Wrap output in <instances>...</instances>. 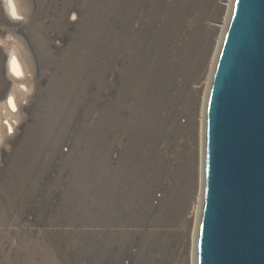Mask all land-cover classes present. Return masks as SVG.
Here are the masks:
<instances>
[{
    "label": "bare ground",
    "instance_id": "obj_1",
    "mask_svg": "<svg viewBox=\"0 0 264 264\" xmlns=\"http://www.w3.org/2000/svg\"><path fill=\"white\" fill-rule=\"evenodd\" d=\"M103 1H79V5L83 7L85 12L78 22L80 31L77 39L67 48L63 59L57 62L60 74L49 86L47 99L42 104L44 107L39 114V122L41 124V122H45L43 119L53 115L56 107L53 99L56 95L66 104L69 103L70 109L69 117L63 123V129L57 130L55 134L61 139L64 133H69L72 128L70 123L74 116L73 113L76 111H72V106L79 105L80 107L82 104V107L86 108L88 105L86 102L89 98L87 86L85 94L79 96L81 89L79 85L85 83L86 75L89 74L86 71L85 62L88 60L91 50L87 46V42H95L101 39V27L106 24L111 25L113 32L110 36L117 39V49L112 51L106 48L105 59L103 52L97 50L99 51L98 57H102V61L99 58L95 67L99 68V76L101 77L100 89L104 99V108L108 112L110 104L116 103L118 105L115 115L116 121L112 123V126L115 127L114 139L125 143L127 153L119 160L115 170H118L117 176H120V181L130 189V194L134 196L135 193L136 195L133 198L132 207H134L137 221L133 226L134 232H131L132 234H122V236L120 234H105L102 238L100 237L102 244L99 243L97 246L101 256L102 254L109 256L115 245L119 244L120 250L129 251L128 245L133 244L139 250L136 255L141 258L142 264H170L172 259L167 240L168 238L176 239L180 243L186 236L190 226V223L187 222V208L191 206L192 210H195L197 216L195 222L197 218L198 222L200 219L201 196L204 189L205 105L216 54L220 49L233 0H108L106 4ZM7 2L10 13L12 10L18 11V9L13 8L16 0H8ZM221 2L225 3V13H222ZM109 14L115 15L114 22L108 21L107 16ZM218 18L222 22L221 32L220 37L214 39L215 34L209 27V22L212 26V22ZM95 28H98L99 32L92 30ZM207 41L209 45L211 44L210 52H208ZM11 49V73L18 77V83H22L26 77L25 72H29L32 67L29 63L26 68L22 67L19 60L20 54L14 51V47ZM25 54L23 57L28 58V55ZM206 60L207 63L205 64ZM120 62L121 66L118 64ZM209 62L210 68L208 67ZM207 67L209 73H206ZM111 72L117 75L115 85L118 94L113 100L109 94L112 83L108 76ZM70 73H77L75 75L79 77V83L71 84L73 81ZM56 92L57 94H55ZM131 93H133L134 99L128 104L126 102H128V96ZM15 103L17 105V102ZM123 108L124 115L119 116L118 111ZM87 113L91 114L90 111L86 112L85 118L89 116ZM85 131L87 129L84 128L82 132ZM79 144L82 145V142ZM36 149L38 150V148ZM81 152L80 150L77 152L78 157H82ZM109 153V151L104 153L102 160L104 170L102 180L105 181L104 186L106 188L104 193L108 192L111 172L113 171L109 167L111 164ZM53 156H55L54 152L46 159L50 160ZM30 157L34 156L31 155ZM123 157L126 159V163L124 161L125 167L130 166L131 173L123 172ZM24 160L18 159L13 162V173L11 172L8 180L3 182V188H0L2 201L4 199L14 201L23 193L21 187L26 176L28 178V174L26 175L24 171L29 166L25 164L26 160ZM68 164L70 162L65 165L69 166ZM10 182L13 183L11 184V186L13 185L12 188L9 187ZM199 182L202 184L201 190ZM18 183L22 184L21 187L16 186ZM156 190H160L163 195L157 207L152 195ZM110 201V199L105 198V203H103L104 219L108 220L103 219V222L104 226L107 227L111 226L108 218L119 215L118 212L111 210ZM198 222L197 228L194 227L193 222V232L192 237H190L191 242L193 240L191 249L187 251L183 245L180 247V251H184L182 260L184 264L189 263L187 262L189 260L188 252L193 258L192 262L196 261L197 236L194 234L196 231L198 235ZM3 223L5 224V222ZM86 239L85 244H87L88 249L90 245L96 243L93 235L88 234ZM36 240L34 243L41 244L39 239ZM41 242L47 243V241ZM73 242L76 243V241ZM36 245L26 242L24 248L28 249V254H23L22 259L19 256L21 262L19 259L17 262L20 264H54L55 262L56 264L59 261L54 255L51 257L49 255L47 258L40 256L41 253L35 251Z\"/></svg>",
    "mask_w": 264,
    "mask_h": 264
},
{
    "label": "rangeland",
    "instance_id": "obj_2",
    "mask_svg": "<svg viewBox=\"0 0 264 264\" xmlns=\"http://www.w3.org/2000/svg\"><path fill=\"white\" fill-rule=\"evenodd\" d=\"M7 1L0 0V188H3L5 180H8L11 172L13 173V162L25 159V164L29 166L24 171L26 175L28 174V178L26 176L23 185L21 183L16 185L18 187L22 185L23 193L19 198L17 197L14 201L6 199V202L0 197V264H20L23 254H28V249L24 248L25 243L36 245L37 243H34L36 239V241L39 239L41 244L35 246V251L41 253L40 256L43 258L49 255L50 257L51 255L57 256L56 259L58 258L59 261L56 264H142L141 258L136 255L139 250L133 244L128 245L129 251L120 250L121 246L115 245L116 247L114 246L109 256L103 254L101 256L97 246L102 242L101 238L105 234H120L121 236L132 234L133 226L137 221L134 207H132L133 198L136 195L135 193L134 196L130 194V189L120 181V176H117L118 170H115L119 160L127 153L125 143L114 139L115 127L112 123L116 121L118 105L110 104L108 112L104 108V99L100 89L101 77L99 68L95 67L99 58L102 61V57H98L99 51L97 50L103 52L105 59L106 48L112 51L117 49V39L110 36L113 27L106 24L101 27V39L87 42L91 50L85 62L86 71L89 74L86 75L85 83L79 85L81 87L79 96L85 94L87 86L89 98L86 102L88 105L86 108L82 107V104L80 107L79 105L72 106V111L76 110L70 123L72 128L70 130L69 127V133H64L60 139L55 132L63 129V123L69 117V103L66 104L55 95L53 100L56 107L53 115L43 119L45 122L40 124L39 114L44 107L42 104L47 99L49 86L60 74L57 62L63 59L67 48L79 34L78 22L85 13L83 7L79 5L81 0H16L13 8L18 11L12 10L11 13L7 7ZM103 2L106 4L108 0ZM224 4L223 2L220 4L222 13L226 12ZM107 19L114 22L115 15L109 14ZM221 24L220 18L215 19L212 26L209 22V27L215 34L214 39L220 37ZM92 30L96 32L99 29ZM207 44L208 52H210L211 44L209 45L208 41ZM12 47L15 48L14 51L17 54H20V65L26 68L29 63L32 67L29 72H25L26 77L22 83H18V77L11 73ZM24 53L28 55V58L23 57ZM118 64L122 65L121 62ZM208 67L210 68V62ZM208 67L206 73H209ZM75 74L77 73H70L73 81L71 84L79 83V77ZM116 76L113 72L108 76L112 83L109 89L112 100L118 94L115 85ZM133 99L134 95L131 93L126 103L130 104ZM88 111L91 114L87 113L89 116L85 118ZM118 115H124V108L118 111ZM184 121H186L185 118ZM84 128L87 131L82 132ZM81 142L82 145L79 144ZM79 150L82 151V157H78ZM107 151L111 156L109 167L113 171L108 192L104 193L106 188L105 181L102 180L104 174L102 160ZM53 152L55 156L50 160L46 159L51 154L53 155ZM31 155L34 157H30ZM37 157L39 158L35 160ZM125 160L123 157V172L128 171L126 172L128 174L131 173V169L130 166L125 167ZM67 162H70L69 166L65 165ZM11 184L13 183L10 182L9 187ZM198 184L201 190L202 184L200 182ZM152 195L155 206H159L163 196L162 192L156 190ZM105 198L111 200L109 205L111 210L119 214L108 218L111 223L108 227L104 226L103 222L108 221L104 219L103 213ZM187 209V222L190 226L186 236L180 243L176 239L168 238L167 240L168 247L170 246L167 248L170 249L172 259L170 264H184L182 263L184 251H180L182 245L187 251L191 249L192 226L194 222V227L197 228L198 218L195 222L197 217L195 210L193 211L191 206ZM88 234L95 236L96 240V243L90 245L89 249L85 244ZM194 235H197L196 231ZM41 241H47V243ZM187 256L189 263L186 264L190 262L193 264L190 252ZM18 259L20 262H17Z\"/></svg>",
    "mask_w": 264,
    "mask_h": 264
},
{
    "label": "water",
    "instance_id": "obj_3",
    "mask_svg": "<svg viewBox=\"0 0 264 264\" xmlns=\"http://www.w3.org/2000/svg\"><path fill=\"white\" fill-rule=\"evenodd\" d=\"M205 110L195 264H264V0H233Z\"/></svg>",
    "mask_w": 264,
    "mask_h": 264
}]
</instances>
